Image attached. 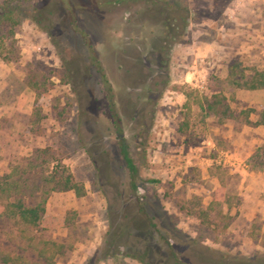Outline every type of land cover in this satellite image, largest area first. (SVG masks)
<instances>
[{"label": "rangeland", "instance_id": "rangeland-1", "mask_svg": "<svg viewBox=\"0 0 264 264\" xmlns=\"http://www.w3.org/2000/svg\"><path fill=\"white\" fill-rule=\"evenodd\" d=\"M22 1L28 17L15 35L18 57L0 59V175L50 147L84 194L52 191L40 226L22 240L0 221V250L19 254L52 239L68 246L55 264L94 259L111 222H125L124 140L138 168L135 195L175 246L188 254L191 241L226 254L264 253V218L241 200L248 183L264 200V171L250 163L264 125L246 124L242 113L253 108V122L264 118V89L218 83L234 63L264 71V0H169L186 8L188 23L166 63L150 45L159 31L143 14L147 0H53L41 18L35 9L48 0ZM81 31L112 86L119 127ZM216 88L236 117L221 121L201 109ZM220 207L227 219L216 215ZM121 250L97 264H172L154 230L128 236Z\"/></svg>", "mask_w": 264, "mask_h": 264}, {"label": "trees", "instance_id": "trees-1", "mask_svg": "<svg viewBox=\"0 0 264 264\" xmlns=\"http://www.w3.org/2000/svg\"><path fill=\"white\" fill-rule=\"evenodd\" d=\"M52 1L48 0L40 8L35 9L37 17H43L44 10L52 5ZM24 5L22 0H1L0 2V59L5 62L14 61L18 57L15 35L23 19L28 17V10ZM146 5L143 14L151 22L150 24L156 26L159 31L156 37L150 41L151 48L163 55L166 58H164L163 63H166L171 46L181 41L187 27L186 8L184 7L185 13L184 10L182 11L181 8L170 3L169 0H147ZM34 21L40 23L38 19H34ZM80 34L90 53V59L97 67L114 124L119 127V114L115 108L112 86L97 60L87 35L82 31ZM218 83H224L235 89H264V71L253 68L251 73H246L244 70L238 69L237 63H234L230 66L227 77L224 80H219ZM34 85L36 83L31 84L37 89ZM200 107L207 115L217 116L221 121L236 117L231 110L228 97L220 88L213 89L210 96H204L200 101ZM254 111L253 108H249V110L242 112L245 114V123L253 126L264 125V118L255 122L250 119V113ZM119 148L128 173L124 193L122 189L120 191V194H124L125 202H127L125 222L116 227L111 222L110 228L114 229L108 231V237L104 240L100 249L101 252L94 259L92 258L88 264H97L103 258L120 253L121 249L126 246L128 236L137 235L141 232L149 234L153 230L158 232L163 240L165 252L172 264H264L263 252H256L253 255L226 254L220 250L198 245L196 241H191V246L188 244V247H191L192 253L188 254L184 249L175 246L173 234L164 228L162 223H159L156 216L149 213L147 205L141 204L135 195L138 187V168L129 152L128 144L122 140ZM263 149L264 144L257 147L255 154L250 158L251 169L264 171V159H261L264 157ZM43 166L45 170H43ZM42 171L43 173H41ZM39 173L41 174L39 175ZM68 190H73L77 196L84 194L83 185L75 180L61 160H56L53 157L50 147L36 149L31 158H24L23 162L0 175V221H10L12 227L16 228L15 232L18 233L16 236L22 240L26 232L35 230L40 226L49 194L52 191ZM221 191L223 197V190L220 188L217 190L212 204L220 203L219 195L221 193L219 192ZM225 201L227 202L226 199ZM222 209L220 207L216 215L220 219H227ZM197 213L203 214L205 218L207 216L203 210H198ZM12 232H14L13 228ZM33 239L29 238V241ZM29 249L19 254H14L10 250L7 252L0 250V261L4 264H55L56 259L66 253L68 246L52 239H42L40 246L32 247L29 253L25 252ZM126 255L138 258L131 253H126ZM143 255H149L148 248L145 249ZM138 259L144 261L143 257ZM146 264H150V262H146Z\"/></svg>", "mask_w": 264, "mask_h": 264}, {"label": "crops", "instance_id": "crops-1", "mask_svg": "<svg viewBox=\"0 0 264 264\" xmlns=\"http://www.w3.org/2000/svg\"><path fill=\"white\" fill-rule=\"evenodd\" d=\"M191 72H188V76ZM195 74V72H193ZM253 171V170H251ZM257 185V184H256ZM246 192L243 194V198H241L242 202L246 204V209L249 208L250 212H253L254 215H262L264 218V200L261 197V195L257 192H252L251 190L256 189L253 185H246ZM255 217V216H254ZM252 219V218H251Z\"/></svg>", "mask_w": 264, "mask_h": 264}]
</instances>
